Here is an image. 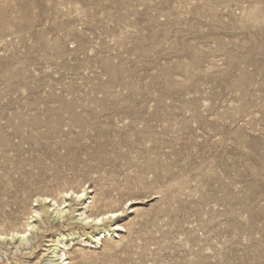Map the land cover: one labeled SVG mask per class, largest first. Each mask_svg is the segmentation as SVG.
Instances as JSON below:
<instances>
[{
    "label": "rangeland",
    "instance_id": "1",
    "mask_svg": "<svg viewBox=\"0 0 264 264\" xmlns=\"http://www.w3.org/2000/svg\"><path fill=\"white\" fill-rule=\"evenodd\" d=\"M0 235V264H264V0H0Z\"/></svg>",
    "mask_w": 264,
    "mask_h": 264
},
{
    "label": "bare ground",
    "instance_id": "2",
    "mask_svg": "<svg viewBox=\"0 0 264 264\" xmlns=\"http://www.w3.org/2000/svg\"><path fill=\"white\" fill-rule=\"evenodd\" d=\"M90 192H91V190L86 191V188H82V189H80L77 192L71 191V190L70 191H66L65 193L62 194V196L65 197V198H69V197L71 198L72 197L73 199H77L78 201H80V204L83 205V208H88V205H86L87 204L86 203V198H88L87 195ZM44 198L46 199V201L51 202V205L53 206V208L58 209L60 207L59 204L54 199H48V197H44ZM64 202H65V200L63 201V203ZM88 203H91V201H88ZM79 215L82 217V220H83V222L86 225H89V226L93 227V226L102 224L106 219H110L111 220L112 218H116L119 215V213H118V211H112L110 213L107 212V213H102V214H98V215H91V214H87L85 211H82V212L79 213ZM28 225L29 224H27V226ZM121 229H122V227L120 226V224L119 223H115V227L113 229H111V230H108L107 233H106V230H103L99 236L96 235V237H95L93 235L94 240L95 241H99V240H101L102 237H105V235H108V234L109 235L114 234V236H117L118 231H120ZM25 231H27V230H24L21 234H24ZM13 234L14 233L12 232L11 233L12 237H13Z\"/></svg>",
    "mask_w": 264,
    "mask_h": 264
}]
</instances>
